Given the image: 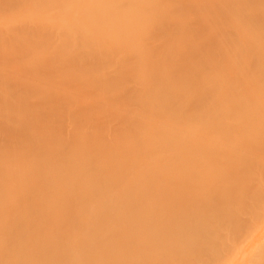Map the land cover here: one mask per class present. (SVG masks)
Instances as JSON below:
<instances>
[{
  "label": "bare ground",
  "instance_id": "1",
  "mask_svg": "<svg viewBox=\"0 0 264 264\" xmlns=\"http://www.w3.org/2000/svg\"><path fill=\"white\" fill-rule=\"evenodd\" d=\"M126 1L0 0V167L16 185L0 226L19 231L0 264H179L177 251L219 255L233 241L223 203L254 175L239 169L250 149H264L223 123L248 124L264 79L202 27L234 34L257 0H135L123 12ZM181 2L191 15L175 16ZM262 241L264 227L217 260L264 264Z\"/></svg>",
  "mask_w": 264,
  "mask_h": 264
},
{
  "label": "rangeland",
  "instance_id": "2",
  "mask_svg": "<svg viewBox=\"0 0 264 264\" xmlns=\"http://www.w3.org/2000/svg\"><path fill=\"white\" fill-rule=\"evenodd\" d=\"M55 1H63V0H55ZM134 1L135 0H128L125 3L121 4L119 7L120 10L123 12L130 10L132 8V3H134ZM180 1L189 2L190 0H180ZM211 1L212 3L218 2V0H211ZM177 2L178 0H169L167 5L169 6V8L174 7L176 6ZM203 2H208V0H203ZM221 2L222 1H220V3ZM245 2L250 8L254 7L255 5L252 0H245ZM256 4L258 5V9L261 13L258 14L257 12H255L256 13L255 15H250V16L241 13L240 17H243L244 15L243 18H245V22L243 26L236 28L237 32H235L234 34L231 35L224 34L223 36H220L222 30L219 27L208 29V27L205 26L202 27V31L204 37L208 39L211 43L215 41H220L226 44H230L229 42L232 41L233 44L232 46L234 47V58L236 61L235 64L240 65L242 60L244 58H247L250 64L251 71L257 72L255 73V75H260L264 79V0H257ZM212 10L208 11L207 9H204L203 13L205 16H208L212 14L211 13ZM182 14L191 15V10L188 8V3L181 2L180 9L175 12V16L177 17H179ZM174 18L175 17H171V18L168 17V20L173 21ZM207 34H209L210 36L207 37L206 36ZM214 80L217 81V84L219 86H224L226 84L225 79H214ZM247 80H252V79H247ZM210 81L211 80H208L206 82H210ZM256 87H262L258 91L263 90L264 81L261 82L260 85ZM254 89H251V91L249 92L250 95L254 92ZM255 110H256V114L254 113L253 110V113L249 117L248 124L244 123L243 125L238 126L236 121L232 117H229V120H226L223 123V126L232 128L236 133L253 136L256 142V147L258 149H264V130L260 129L258 131V129L263 124L261 121L257 120V118L264 119V102L257 105ZM220 113L221 111L218 112V114ZM252 126H254V129L257 132L253 133L246 131V128L248 127L251 128ZM184 134H186V131H184ZM164 140L170 141L171 138L167 136L162 139V141ZM136 150L137 149H133L130 152V154L135 153ZM250 155L255 156V162H253V159L251 158L250 162L244 165H240L239 169H244L245 171H252L254 175L250 177L244 176L238 179V183H240L243 186H238L233 191L231 200L229 202L223 203L226 204L225 207L234 205L236 211L235 217L232 218V222H231V224L234 226V229L232 230V234L230 235V239H229L233 241L229 242L228 244L224 243L218 248L219 255L222 254L224 258H228L235 250H242L247 252L248 247L251 244L249 243V241L250 240L255 241V238L259 236V232L261 228L264 227V154L259 155L255 149L251 148ZM0 164L2 167L4 161H0ZM1 167H0V220L1 219L5 220L7 219V216L10 215L13 207L12 205L13 196L9 195L10 193L8 192V190L9 187L11 189V186H16V185L13 182H11V180L8 178L7 175L5 176L3 174ZM91 179L93 180V176H91ZM20 181L21 180L18 181L17 190L14 191V194L16 195H18L19 189L22 185ZM208 181L209 180L207 179L205 183L208 184ZM242 187L248 188L250 192L248 194H243L242 192H240V189ZM20 191H21L20 196H25V188ZM17 206H18L19 215L16 217L17 219H15L16 222H18V220L21 221L22 218H26V213H22L23 210H21V208H25V205L17 204ZM8 208H10L9 212H8ZM200 223H202V221H200ZM61 232L63 234L68 231H61ZM16 234H12L10 230L0 226V248H1L0 257L1 258L6 256L8 253L6 251H2V249H4L3 245L6 243V247H8L9 242L14 240L12 236ZM26 235L27 234L19 235L15 240L24 241ZM147 241H149V239ZM263 242L264 241H262L261 244ZM205 243H209L208 239L206 240ZM189 248L192 249L193 246H190ZM154 254H159L160 256L164 257L165 253L164 250H162L159 253L154 252ZM171 254L172 253H170L168 257ZM174 255H176V257L180 260L179 264H196L195 260L200 258L203 260V263L205 264L227 263L226 261H223L221 263L218 262L217 258L219 255H216V250L212 252H208L206 254H199L198 250L193 248L191 257L186 252L180 254L179 251L174 253ZM248 259L249 257L246 256L245 258V260H247L246 264H251L250 263L251 260L249 261Z\"/></svg>",
  "mask_w": 264,
  "mask_h": 264
}]
</instances>
